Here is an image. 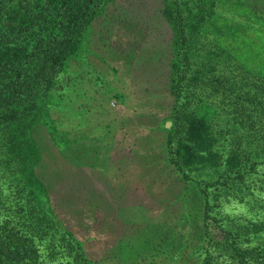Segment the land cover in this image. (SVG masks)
<instances>
[{"label":"rangeland","instance_id":"obj_1","mask_svg":"<svg viewBox=\"0 0 264 264\" xmlns=\"http://www.w3.org/2000/svg\"><path fill=\"white\" fill-rule=\"evenodd\" d=\"M32 108L75 264H264V0H112Z\"/></svg>","mask_w":264,"mask_h":264},{"label":"trees","instance_id":"obj_2","mask_svg":"<svg viewBox=\"0 0 264 264\" xmlns=\"http://www.w3.org/2000/svg\"><path fill=\"white\" fill-rule=\"evenodd\" d=\"M111 1L0 0V264H47L44 253L76 262L77 240L55 219L52 194L36 197L42 147L28 127L32 105L53 92ZM261 147L253 157L264 156Z\"/></svg>","mask_w":264,"mask_h":264}]
</instances>
